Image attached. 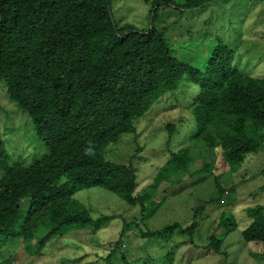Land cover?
I'll return each instance as SVG.
<instances>
[{"label":"trees","instance_id":"16d2710c","mask_svg":"<svg viewBox=\"0 0 264 264\" xmlns=\"http://www.w3.org/2000/svg\"><path fill=\"white\" fill-rule=\"evenodd\" d=\"M112 1L0 0V82L46 149L29 165L12 162L0 138L1 244L19 240L26 250L39 254L72 231L98 233L118 215L94 217L75 199L77 192L95 187L139 207L144 222L149 205L155 212L165 201L163 185L195 178L197 173L190 170L193 149L221 154L236 176L247 158L264 148V78L241 68L235 42L219 40L205 62L194 66L173 56L166 27L121 26ZM160 1L154 0L153 7ZM216 1L184 0L178 5L168 0L165 4L174 5L182 15ZM188 84L196 126L191 145L172 153L148 188L136 193V167L131 161L126 165L107 160V149L123 135L136 133V122L167 93ZM167 129L171 138L176 127L169 124ZM214 163H203L198 174L213 175ZM215 178L219 197L194 208L189 225L176 221L144 232L137 221L120 216L123 229L102 258L103 264H175V253L185 244L228 259L222 247L236 227L231 211L220 214L217 226L205 237L207 244L195 242L208 205L233 207L223 202L226 190ZM246 214L250 222L241 232L243 243L264 245V205L248 207ZM129 230L146 239L139 243L144 249L150 241L162 246L171 237L172 249L165 256L149 255L150 261L135 252L130 261L123 251L130 244L124 243ZM174 236L185 240L176 242ZM82 260L60 263L91 264Z\"/></svg>","mask_w":264,"mask_h":264},{"label":"rangeland","instance_id":"374dc122","mask_svg":"<svg viewBox=\"0 0 264 264\" xmlns=\"http://www.w3.org/2000/svg\"><path fill=\"white\" fill-rule=\"evenodd\" d=\"M153 1L113 0V14L121 26L131 24L139 30L166 27L165 36L173 56L194 66L205 62L219 40L235 42L241 68L253 77L264 78V0H218L204 9L183 12L182 15L174 5L165 4L168 0H161L155 7ZM173 1L178 5L184 3V0ZM0 83V138L6 142L12 162L21 161L29 165L46 149L36 137L28 117L8 99L5 86ZM189 86L181 85L176 91L167 93L136 122V133L123 135L119 143L107 149V160L126 165L131 161L136 167V193L148 188L172 153L191 145L196 126L189 108L193 91ZM169 124L176 127L171 138L167 129ZM192 154L190 170L197 173L195 178L186 177L179 185H163L161 191L166 195L165 201L155 212L154 206L149 205L144 222L141 221L140 208L129 206L117 194L99 187L83 189L75 194V199L94 217L118 215V219L98 233L91 229L72 231L48 248H43L39 254L26 250L19 240L0 243V264H61L60 260L80 257L84 263L103 264L102 258L110 253L111 243L118 240L123 229L120 216L127 222L137 221L144 232L176 221L189 225L194 208L203 201L219 197L215 177L219 178L226 190L222 195L223 202L233 204V207H221L218 203L208 205L195 242L207 244L205 237L217 226L220 214L225 210L231 211L236 219V227L227 235L222 247L229 258L185 244L177 249L175 264H264V245L251 243L245 246L241 238V232L250 222L246 209L264 205L261 190L264 188V148L257 155H250L236 176L228 171L221 154L198 153L196 149ZM211 162H215L213 175H199L203 163ZM3 173L4 170H0V177ZM125 236V246L129 241L130 248L127 245L123 251L128 253L129 260L136 258L138 253L141 260L150 261V256L167 255L173 246L171 237L162 246L150 241L144 249L139 243L146 239L139 234L129 230ZM174 237L176 242L185 240L184 237Z\"/></svg>","mask_w":264,"mask_h":264},{"label":"water","instance_id":"95a60500","mask_svg":"<svg viewBox=\"0 0 264 264\" xmlns=\"http://www.w3.org/2000/svg\"><path fill=\"white\" fill-rule=\"evenodd\" d=\"M109 11H110V9H109ZM153 16H154V14H153ZM153 20V19H152Z\"/></svg>","mask_w":264,"mask_h":264}]
</instances>
